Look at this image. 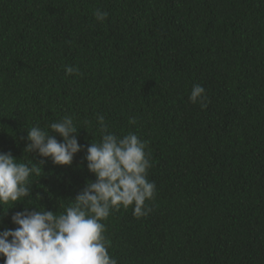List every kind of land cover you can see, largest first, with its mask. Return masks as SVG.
Returning <instances> with one entry per match:
<instances>
[{
	"label": "trees",
	"instance_id": "16d2710c",
	"mask_svg": "<svg viewBox=\"0 0 264 264\" xmlns=\"http://www.w3.org/2000/svg\"><path fill=\"white\" fill-rule=\"evenodd\" d=\"M98 114L148 142L155 183L149 215L103 221L118 264H264V0H0V151L38 163L21 137L65 115L98 142ZM83 156L40 166L0 230L24 206L74 202L95 179Z\"/></svg>",
	"mask_w": 264,
	"mask_h": 264
},
{
	"label": "clouds",
	"instance_id": "9594fccd",
	"mask_svg": "<svg viewBox=\"0 0 264 264\" xmlns=\"http://www.w3.org/2000/svg\"><path fill=\"white\" fill-rule=\"evenodd\" d=\"M94 16L102 22L108 13L96 9ZM78 72L76 67H65L67 75ZM189 100L206 107L204 87L194 85ZM136 122L129 117V124ZM97 123L100 140L90 144L79 142L81 128L69 115L50 123V132L32 126L21 139L28 141L23 151L43 158L38 163L17 162L11 151H0V206L11 204L12 208L32 195L30 177L40 176V166L48 159L54 165H72L74 156L84 152L86 168L95 177L86 179L74 202L58 214L44 205L40 210L24 206L15 211L11 222L16 227L0 230L3 264H118L109 254L111 244L103 221L120 207L132 206L137 218L149 215L152 209L145 202L155 198V183L147 178L151 167L148 142L135 132L118 136L109 131L103 115H97Z\"/></svg>",
	"mask_w": 264,
	"mask_h": 264
}]
</instances>
